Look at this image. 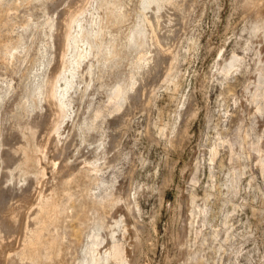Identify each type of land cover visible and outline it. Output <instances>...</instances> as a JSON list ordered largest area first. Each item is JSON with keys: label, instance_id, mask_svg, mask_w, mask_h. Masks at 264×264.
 Here are the masks:
<instances>
[{"label": "rangeland", "instance_id": "374dc122", "mask_svg": "<svg viewBox=\"0 0 264 264\" xmlns=\"http://www.w3.org/2000/svg\"><path fill=\"white\" fill-rule=\"evenodd\" d=\"M0 264H264V0H0Z\"/></svg>", "mask_w": 264, "mask_h": 264}, {"label": "bare ground", "instance_id": "6f19581e", "mask_svg": "<svg viewBox=\"0 0 264 264\" xmlns=\"http://www.w3.org/2000/svg\"><path fill=\"white\" fill-rule=\"evenodd\" d=\"M155 1H158V0H151V2H155ZM82 9L78 10L77 12H71L70 15L65 18V21H64V31L62 33V36H61V41H62V47L63 48V55L65 56V54L67 53V50L68 48L70 47V43L72 42L71 41V29H72V20L79 14V12L81 13ZM81 15V14H80ZM77 18V17H76ZM79 19V18H78ZM80 21V19H79ZM77 23V21H75V24ZM76 40V39H75ZM71 41V42H70ZM73 43V42H72ZM62 52V51H61ZM61 72V71H60ZM56 83V82H55ZM57 91V90H56ZM125 92L122 88H117L116 91L114 92L113 94V98H117V97H121V96H124ZM56 92H55V84H53L50 88V92H49V99L52 101V107L54 109V114L52 113L53 117L55 115V117L51 120L50 122V125L51 126V130L53 132H57L58 128H59V122L61 120V116L63 114V107L61 105V103L59 101H57L56 99ZM52 109V110H53ZM62 121V120H61ZM50 127V126H49ZM40 206L44 204V199H41V201L39 202ZM34 205V204H33ZM12 208V207H11ZM15 210V209H14ZM13 208L9 210L8 212V217L9 218H14V215H13ZM38 210V209H37ZM36 213V212H35ZM38 213V212H37ZM46 227V226H45ZM35 229V228H34ZM39 229V228H38ZM41 230V229H40ZM38 235L35 236L34 240L37 241L38 239ZM40 241V240H39ZM38 241V242H39ZM35 242V241H34ZM26 243V242H25ZM34 244V243H33ZM38 244V243H36ZM117 247V246H116ZM115 247V249H112L113 250V254H114V257H118V258H121L123 260V253L121 252H118L119 250H117ZM35 248V247H34ZM33 248V250H34ZM29 249V248H28ZM119 249V248H118ZM31 250V249H29ZM32 251V250H31ZM112 252V251H111ZM116 255V256H115ZM120 259V260H121Z\"/></svg>", "mask_w": 264, "mask_h": 264}]
</instances>
